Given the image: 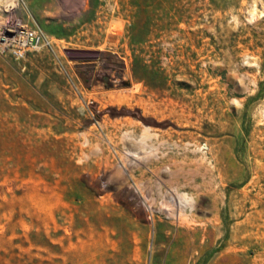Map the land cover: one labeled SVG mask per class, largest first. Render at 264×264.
<instances>
[{
	"label": "rangeland",
	"instance_id": "1",
	"mask_svg": "<svg viewBox=\"0 0 264 264\" xmlns=\"http://www.w3.org/2000/svg\"><path fill=\"white\" fill-rule=\"evenodd\" d=\"M82 1L0 0V264H264V0Z\"/></svg>",
	"mask_w": 264,
	"mask_h": 264
},
{
	"label": "built area",
	"instance_id": "2",
	"mask_svg": "<svg viewBox=\"0 0 264 264\" xmlns=\"http://www.w3.org/2000/svg\"><path fill=\"white\" fill-rule=\"evenodd\" d=\"M40 46L55 52L52 42L41 28L19 21L0 24V51L19 59L29 48Z\"/></svg>",
	"mask_w": 264,
	"mask_h": 264
},
{
	"label": "water",
	"instance_id": "3",
	"mask_svg": "<svg viewBox=\"0 0 264 264\" xmlns=\"http://www.w3.org/2000/svg\"><path fill=\"white\" fill-rule=\"evenodd\" d=\"M65 53L70 58H92L100 53L99 49L95 48H80V47H65Z\"/></svg>",
	"mask_w": 264,
	"mask_h": 264
},
{
	"label": "bare ground",
	"instance_id": "4",
	"mask_svg": "<svg viewBox=\"0 0 264 264\" xmlns=\"http://www.w3.org/2000/svg\"><path fill=\"white\" fill-rule=\"evenodd\" d=\"M61 1H62L63 5L70 10H78V8H80V6H81V2H84L82 0H61ZM176 198H177L176 201L178 203L180 202V203L186 204L188 202V199L185 197L179 196Z\"/></svg>",
	"mask_w": 264,
	"mask_h": 264
},
{
	"label": "trees",
	"instance_id": "5",
	"mask_svg": "<svg viewBox=\"0 0 264 264\" xmlns=\"http://www.w3.org/2000/svg\"><path fill=\"white\" fill-rule=\"evenodd\" d=\"M102 53H103L104 55H108V56H110V57H113V56H114V53H112V52H110V51H108V50H103ZM80 74L83 75V78H84V81L86 82V84H89V80L85 78V74H84L82 71H80ZM111 108H113V106H110V107L106 108L105 111H109V109H111ZM134 113H135V112H134ZM136 115H137L138 117H140L141 119H144V120H145V118H144L143 116H141V115H139V114H137V113H136Z\"/></svg>",
	"mask_w": 264,
	"mask_h": 264
}]
</instances>
